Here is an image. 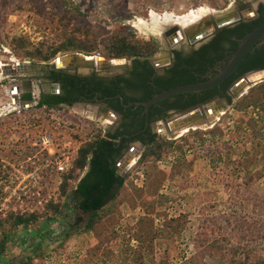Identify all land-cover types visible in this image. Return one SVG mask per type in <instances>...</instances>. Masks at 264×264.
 <instances>
[{
	"label": "rangeland",
	"instance_id": "rangeland-1",
	"mask_svg": "<svg viewBox=\"0 0 264 264\" xmlns=\"http://www.w3.org/2000/svg\"><path fill=\"white\" fill-rule=\"evenodd\" d=\"M28 1L0 0V123L9 115H17L15 111L8 113L7 110L10 104L11 78L9 72L5 75L4 67H9L10 70L17 62L23 65L51 67L55 65L57 58L77 53L61 52L50 61L43 62L26 57L24 55L26 49L32 50L41 44L42 50L45 51L46 47L58 45L69 36L80 41L88 38L100 42L109 35L128 34L131 31L134 38L141 41L155 39L161 46L163 45L161 34L154 35L144 27V23L152 24V13L159 17L172 14L176 17L186 15L193 18L192 12L199 15L201 11H221L233 2V0H35L29 3ZM243 1L252 2L255 6L258 0ZM175 22L179 20L176 19ZM9 36L24 38L31 47L12 50L7 45ZM181 44L187 46L185 37ZM86 57L104 58L99 51ZM77 72L87 75L91 70L77 69ZM261 72L264 71L259 73ZM256 73L258 72L251 75ZM246 93L235 100L226 113L218 115L214 127L199 131H207L205 133L211 131V136H216L219 142H222V134L227 128L232 130L235 123L241 120L242 114L234 110L233 106H239L237 108L239 110L245 109L247 102L242 97H245ZM260 93L263 94L264 90ZM253 95L256 97L258 92H253ZM249 110L248 113L252 117L258 114L251 113L252 108ZM31 113V122H25V125H20L22 121L20 120L6 122L5 126L0 127V160L21 161L28 153L25 149L31 144L32 138L37 139L44 133L55 138L57 129L69 123L78 126L81 121L84 119L87 121L89 118L102 130H107L114 123L111 117L98 113L97 108L81 104L46 113L41 111ZM19 115L21 112L17 116ZM176 116L172 115L170 120ZM247 124L249 131L255 133L254 122L248 120ZM157 127L155 125L153 131L158 138L174 142L168 155L158 162L149 161L141 165L137 164L139 157L135 158L132 167L123 176L124 185L118 192V198L106 209L108 212L103 211V223L97 232L74 233L76 228L81 230L87 220V217L76 213L72 215L74 222L70 229L71 237L62 244V247L58 244L53 246L44 244L42 249L49 255L45 259H35L31 264H228L224 254L211 245V248L206 245L194 247L193 241L196 239L203 211L205 217L214 216L212 220L223 226V239L219 241L225 250L231 245H244L247 242L253 244L260 237L264 240V212L242 208L238 214L235 213L234 208H238V204H235L237 198L232 200L228 196L224 187L226 178L220 180L219 172L212 170L205 160L199 159L198 154L184 152L188 150L191 142L188 133L194 131L190 130L173 140L165 137ZM63 134L62 136L70 135L65 132ZM228 138V135L223 136L224 141ZM259 141L261 144L264 143L263 136ZM78 145L79 143L73 144V148L76 149ZM233 146L232 144L231 147ZM174 154L177 155V159ZM230 154L227 161L239 158V152H233V149L230 150ZM145 172L148 177L144 176ZM232 172V182L247 185L251 190V194H248L251 195V199L246 201V204L249 203L248 206L253 208L259 203L264 206V162L253 166L252 170L245 174L238 172L234 166ZM43 182L41 203H36L37 200L31 201L21 209V212L40 211L50 200L60 202L55 175L46 177ZM156 195H160V201H155ZM243 212L246 215H240ZM57 227L56 224L55 228ZM4 233L10 235L17 233L15 239L19 240L17 236L20 232L6 223L3 230L0 229V241ZM260 253L264 256L263 251ZM23 255L24 257L33 255L31 248L25 249ZM139 257L141 259H138Z\"/></svg>",
	"mask_w": 264,
	"mask_h": 264
},
{
	"label": "trees",
	"instance_id": "trees-1",
	"mask_svg": "<svg viewBox=\"0 0 264 264\" xmlns=\"http://www.w3.org/2000/svg\"><path fill=\"white\" fill-rule=\"evenodd\" d=\"M31 1L35 0H29L28 3ZM255 27H250L242 32L239 38L245 36ZM223 31H226V29ZM7 45L12 50L31 47L26 39L15 36H9ZM46 48L47 50L43 51L40 44L32 50L26 49L24 55L30 59L48 62L61 52H77L88 56L99 51L107 60L125 59L131 61L134 68L144 69L145 71L142 75L138 73L131 78L117 76L112 80L99 78L95 74L81 78L67 75L59 70L52 71L49 78L51 82L60 84V94L57 96H42L35 108L29 111L22 110V116L9 115L5 121L3 120L0 123V127H3L6 122L22 120L20 125H23L25 122H31V112L41 111L46 113L51 110L67 109L74 103L94 100L93 97L95 96L101 100L108 97L107 103L112 110L123 116V120L117 125L116 129L107 131L105 135H103V130L100 127L93 122L87 123L85 119L78 126L69 123L67 126L57 129V137L53 140L58 149L66 141H70L72 145L79 143L72 156L70 169L61 174L54 173L58 181L57 194L60 202L50 200L40 211L30 213L18 211L7 214L0 221L1 231L6 223L20 232L17 236L19 240L15 239L17 233L13 235L4 233L0 241V264H31L35 259L47 258L49 254L46 255V252L43 251V245L53 246L58 244L59 247H62V244L72 235L70 232L71 225L74 222L72 215L76 213L82 217H87V220L84 227L81 230L76 228L74 233H96L98 227L103 223V211L116 201L118 192L124 185L123 178L117 174V164L133 143L140 142L144 145L141 156L137 161L139 165L149 161L158 162L168 155L174 142L158 138L156 134L151 133L150 126L146 124L144 107L132 106L125 109L121 105L120 99H111L112 97L121 96L124 104L134 101H148L162 91L207 79H197L194 75L186 73L185 77L182 75L180 78H171L170 80L154 79L150 81L152 73L148 60L159 53L160 46L155 39L141 41L134 38L132 31L128 34L109 35L100 42H97L96 39L91 41L88 38L80 41L76 37L69 36L58 45ZM189 61L184 62L186 67L192 65V61ZM196 61L198 62V60ZM212 65L213 62L210 66ZM185 66L184 68H186ZM260 68H264V62H261L260 59L243 60L237 69L217 87L200 93L176 95L173 98L189 96L190 101L184 106L186 109L201 106L217 97H222V93H225L236 80L246 73ZM200 75L202 73L197 70L196 76ZM134 87H144V89L137 90ZM262 90H264L263 82L248 90L245 97H242L247 102L245 109L239 110L237 109L239 106H233L234 110L236 109L242 114V117L238 123H235L232 130L227 128V131L222 134V142H219L216 136H211V131L205 133L207 131L197 130L188 133L191 142L188 150L183 149L184 152L191 151L193 154H198L200 157L196 156L199 159L205 160L212 170L219 172L220 180L226 178L224 187L227 189L228 196L232 200L235 197L237 198L235 204H238V208H234L237 214L242 208L252 209V211L257 210L259 213L260 211L264 212L262 210L264 206L261 203L255 204L254 208L249 207V203L246 204V201L248 202L251 199V195H248L251 190L247 188V185L237 181L232 182L233 166L238 172L245 174L250 172L253 166L264 162V143L261 144L259 141L261 136L264 138V103H262L264 93H260ZM253 92H258V95L254 97ZM169 100L170 98L149 108L148 123L155 120L153 112L157 109L156 107L169 103ZM228 102L230 103L229 99ZM251 108V113L257 112L258 114H254L252 117L248 113ZM162 117L166 118L165 115ZM248 120L254 122L256 127L253 130L256 129L255 133L249 131ZM63 132L71 136H62L64 135ZM226 135L229 138L224 141L223 136ZM38 138L31 139V144L25 149V151H28L26 156L37 151ZM232 144L235 147L232 148ZM231 148L233 152H239V158L234 161H230V159L227 161L231 156ZM175 158L177 159V155H175ZM144 176L148 177L146 172ZM181 176H183V172ZM71 191L72 193H70ZM160 199V195H156L155 201H160ZM210 207L214 209L213 206ZM106 211L108 212V210ZM203 212L199 219L196 239L193 241L194 247L198 248L206 245L211 248L212 246L224 254L223 256L228 264H264V256L260 253L262 251L264 253V240L262 237L253 244L247 242L244 245H228V249L225 250L219 241L223 239V226L212 220L215 218L214 216L205 217V211ZM240 215L246 214L243 212ZM226 221L229 220L226 219ZM56 224L57 228H55ZM27 248H31V254L33 255L24 257L23 253ZM54 252L52 251V253Z\"/></svg>",
	"mask_w": 264,
	"mask_h": 264
},
{
	"label": "flooded vegetation",
	"instance_id": "flooded-vegetation-1",
	"mask_svg": "<svg viewBox=\"0 0 264 264\" xmlns=\"http://www.w3.org/2000/svg\"><path fill=\"white\" fill-rule=\"evenodd\" d=\"M244 2L251 3L253 5L252 2H246V1ZM232 3H234V1ZM252 13H253L252 15H244L240 11H238L237 12L238 19L235 20L229 26L223 28H218L216 24L213 22H212V28L205 27L204 25L205 17H202L201 22L197 24L199 30L197 29L193 34H191L190 37H188L187 34H184V37L186 38L187 41V46L181 44L183 38H180V42L178 43H171L174 42L172 40L176 38V36H174L171 30L169 29V27H167L162 32V34L164 37L167 38V40L172 46L171 49H166L165 47H162L164 46V44L160 46V48L161 47L162 48L159 51V53L167 52L168 53L167 58L162 57V55L158 54L157 61H153L151 58L148 60L150 71L152 73L150 75V81H153L154 79L170 80L171 78H177V77L180 78L182 75L185 77L186 73L194 75V77H196L197 79H205V78L209 79L210 77L214 76L219 70H221L226 65V63L229 61V59L232 57L233 53L237 49L238 43L242 39V37L239 38L240 34L248 30L250 27L256 26L255 28H257L258 26L264 24V1L258 0L256 5L252 8ZM224 29H226V31H223ZM200 33H204L202 37H199ZM204 48L205 50H203ZM233 48L235 49L232 51ZM254 58L260 59L261 62H264V38L246 55L244 60L251 61ZM189 60L192 61V65L186 67L184 62ZM196 60H198V62ZM129 62L130 64H128L127 69L120 73L100 74L91 70V72H89L87 75L77 72L76 68L58 69L56 65L51 67H42L37 65L39 66V68L36 69L34 68V66H36L34 64L33 65L25 64L24 65L25 69H23L22 71L24 70L31 71V73L29 75L24 73L22 76L10 77L11 81L9 82V89L12 90H10L9 92L10 104L7 106V108L10 107L11 105L15 106L17 104L18 105V106L16 105L17 107H21L23 110L29 111L38 105L42 96H57L58 94H60V84L51 82L49 78L52 71L59 70L67 75L77 76L81 78L90 77L93 74H95L99 78L111 79V80L117 76H121L122 78L123 77L131 78L138 73L139 75H142V73L145 70L134 68L132 62L131 61ZM212 62L213 65L210 66ZM184 66L186 68H184ZM5 69L6 72L7 71L9 72V68H5ZM197 70L201 72L202 75L196 76ZM260 71H264V68L252 70L246 73L238 80H236L234 84L225 93H222L223 95L222 97H217L214 100L218 99L223 103L232 105L233 96L231 90L235 86V84L244 76L250 73L260 72ZM43 85H58V90L55 91V89L52 88L49 92L44 93L42 89ZM13 89L17 91L16 94L14 93L12 94ZM139 89H144V87L137 88V90ZM118 96L119 95L114 96L111 99H116ZM227 98L230 100V103L228 102ZM93 99L94 100H88V102L83 101V102L74 103L71 106H74L76 104L93 106L97 108L98 113H103L104 111L102 110L101 107H104L108 111V115H110L109 113L114 114L113 117H111L114 123L107 130H103V135H105V133L109 130L110 131L115 130L117 125H119V123L123 120L122 114L112 110L111 106H109V104L107 103L109 99L108 97L101 100L95 96L93 97ZM169 101H170L169 103H166L162 106L158 105L156 107L157 109L155 110V112H153L155 115L154 116L155 120H153L151 123H148V117L147 118L145 117L146 124L147 126H150L149 128L152 134H156L153 131L155 125L161 122L166 124L168 121H170L172 115H181L200 107V106H195L193 108H188V109L184 108V106H186L187 103L190 101L189 96H183L178 98L172 97L170 98ZM163 115H165L166 118H163L162 117ZM130 149H135V150L142 149L143 151L144 145L141 144L140 142H135L129 147L128 151Z\"/></svg>",
	"mask_w": 264,
	"mask_h": 264
},
{
	"label": "water",
	"instance_id": "water-1",
	"mask_svg": "<svg viewBox=\"0 0 264 264\" xmlns=\"http://www.w3.org/2000/svg\"><path fill=\"white\" fill-rule=\"evenodd\" d=\"M234 3L230 4L227 8L221 11L212 10L206 17L204 21L205 27L212 28V22L216 24L218 28L227 27L232 24L235 20L238 19L237 12L240 11L244 15H252V8L254 5L251 3H245L242 0H233ZM231 17V18H230ZM167 28V27H166ZM169 29L171 30L172 34L176 36L171 43H178L180 42V38L184 37V34H187L188 37L191 36L199 27L197 25H193L185 31H182V35L180 37V30L177 26H170ZM192 32V33H191ZM204 33H200L199 37H202ZM264 38V24L258 26L257 28L253 29L252 31L248 32L242 39L239 41L237 49L233 53L232 57L226 63V65L219 70L214 76L210 77L209 79L201 82H195L191 84L181 85L177 87H173L171 89L165 90L160 92L159 94L155 95L148 101H137V102H130L129 104H124L123 99L121 96L117 98L120 99L121 105L125 108L131 106H142L144 107V111L147 113L150 106L159 103L163 100L168 98L174 97L176 95L181 94H189V93H200L211 90L218 85H220L226 78H228L241 64L244 60L246 55ZM162 41L166 49H171V44L167 40L166 37L162 36ZM162 57L167 58V52H161ZM85 59H82V58ZM153 61H157L158 56L151 57ZM60 64V65H58ZM129 61L126 60H107L102 57H94L93 59H86V56H82L77 53L65 55L62 58H57L55 61V65L58 69H87L93 70L97 73L104 74V73H120L127 69ZM25 66L19 62H17L13 68H11L12 72L8 74L9 77L15 76H22L24 73L29 75L31 71H22ZM7 68V67H4ZM9 68V67H8ZM34 68L38 69L39 66H34ZM3 73V72H2ZM255 73V72H254ZM5 74V73H4ZM252 73L244 76L241 78L235 86L232 88V103L239 99L244 92V88H250L255 86L258 83L264 82V78L258 82L250 83L248 80ZM58 90V85H43L42 89L44 93L49 92L51 89ZM17 105V104H16ZM15 105V106H16ZM18 106V105H17ZM231 104L223 103L220 100H214L209 103L203 104L202 106L181 114L177 115L174 119L168 121L166 124L163 122L157 124L158 130L163 132L165 137L170 139H177L179 137V131L182 129H187L188 131H196V130H206L208 128L214 127L216 121L218 120V115L220 116L223 112L226 113L230 108ZM104 111L103 115H107L109 117H113V113H109L104 108L101 107ZM223 113V114H224ZM104 117L101 118L103 120ZM162 128V130H161ZM142 150H135L130 149L118 162L117 164V174L123 178V176L127 173V171L132 167L133 161L135 158L140 157ZM87 171V168H86Z\"/></svg>",
	"mask_w": 264,
	"mask_h": 264
},
{
	"label": "built area",
	"instance_id": "built-area-1",
	"mask_svg": "<svg viewBox=\"0 0 264 264\" xmlns=\"http://www.w3.org/2000/svg\"><path fill=\"white\" fill-rule=\"evenodd\" d=\"M8 107V113L20 114L22 109ZM87 122H92L88 118ZM37 151L18 162L0 160V221L7 214L20 212L21 209L37 200L41 202L44 190L43 180L52 174L67 172L71 167L75 152L70 141L55 146L52 136L44 133L37 141Z\"/></svg>",
	"mask_w": 264,
	"mask_h": 264
},
{
	"label": "bare ground",
	"instance_id": "bare-ground-1",
	"mask_svg": "<svg viewBox=\"0 0 264 264\" xmlns=\"http://www.w3.org/2000/svg\"><path fill=\"white\" fill-rule=\"evenodd\" d=\"M208 12L205 11H201V13L199 15H195L192 12L193 18H190V16H183V17H176L172 14H166L164 17H159L157 14L152 13L151 17H152V24H147L144 23V27L149 30L150 32H152L154 35H159L161 34V36H163L162 32L166 29V27H170V26H177L179 28L180 32V37L182 35V31L187 30L188 28H190L193 25H197L198 23L201 22V18L202 17H206L207 14H209L212 10H207ZM179 20V22H175V20ZM174 20V21H173ZM184 28V29H183ZM94 57H86V59H93ZM82 59H85L84 57ZM60 65V64H58ZM264 77V72L261 73H256L253 74L249 77V81L250 83H255L260 81L261 79H263ZM248 88H244V92L247 90ZM17 107V106H14ZM162 130V129H161ZM186 132H189L187 129H182L180 130L178 133L180 134V136H183V134H185ZM134 163V161H133Z\"/></svg>",
	"mask_w": 264,
	"mask_h": 264
},
{
	"label": "crops",
	"instance_id": "crops-1",
	"mask_svg": "<svg viewBox=\"0 0 264 264\" xmlns=\"http://www.w3.org/2000/svg\"><path fill=\"white\" fill-rule=\"evenodd\" d=\"M2 72H3V71H2ZM7 72H8V71H7ZM9 72L11 73V72H12V70L10 69V70H9ZM5 75H7V73H6ZM10 90H12V89H10ZM13 93H14V94H16V93H17V91H15V90L13 89V91H12V94H13Z\"/></svg>",
	"mask_w": 264,
	"mask_h": 264
}]
</instances>
